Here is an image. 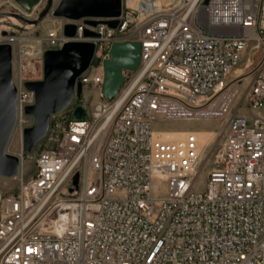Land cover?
I'll return each mask as SVG.
<instances>
[{
  "label": "built area",
  "instance_id": "obj_1",
  "mask_svg": "<svg viewBox=\"0 0 264 264\" xmlns=\"http://www.w3.org/2000/svg\"><path fill=\"white\" fill-rule=\"evenodd\" d=\"M117 19L59 18L47 33L45 50L90 41L95 54L77 78L82 96L19 153L7 177L17 188L0 187V264H264V0H123ZM16 39L24 133L36 64L26 37L0 43L14 51ZM121 41L141 43L140 62L108 99L104 62ZM78 105L86 118H74ZM178 119L220 128L208 143L197 130L168 139L156 128Z\"/></svg>",
  "mask_w": 264,
  "mask_h": 264
},
{
  "label": "water",
  "instance_id": "obj_2",
  "mask_svg": "<svg viewBox=\"0 0 264 264\" xmlns=\"http://www.w3.org/2000/svg\"><path fill=\"white\" fill-rule=\"evenodd\" d=\"M26 13H31L41 0H15ZM207 1V0H206ZM123 0H47L45 8L36 19L30 20L20 13L13 15L23 21L37 24L48 14L68 20H84L87 25L97 26L106 23L116 27L117 17L122 13ZM1 17V14H0ZM77 25L67 23L64 33L68 37L76 35ZM86 36L96 33L85 28ZM4 34H7L4 31ZM96 45L90 41H67L59 49H47L44 52V76L42 79L28 80L25 85L35 93V103L25 108L33 117V125L23 133V150L32 152L36 144L46 135L53 114L62 112L73 101L82 96V83L77 78L91 65ZM13 46L0 43V176L12 177L20 172V159L7 152V146L16 128L18 120L17 86L13 78ZM141 57L139 41H121L113 43L111 57L104 62L103 95L114 98L123 85L125 69L138 67ZM74 118L87 117V109L78 105ZM78 183V174L74 177Z\"/></svg>",
  "mask_w": 264,
  "mask_h": 264
},
{
  "label": "rangeland",
  "instance_id": "obj_3",
  "mask_svg": "<svg viewBox=\"0 0 264 264\" xmlns=\"http://www.w3.org/2000/svg\"><path fill=\"white\" fill-rule=\"evenodd\" d=\"M59 0H54L57 4ZM47 0H43L42 4L36 8L31 14H27L22 7L15 0H0V38L4 37V31L14 34L15 37H26L25 44L30 49V57L33 58L36 64V69L30 76L35 79H42L44 76V52L47 47L46 36L50 29L58 25V19L52 14L45 16L37 24L23 21L13 15V13H20L26 18L36 19L41 11L45 8ZM12 17V18H10ZM4 42V41H3ZM19 39L14 41V57H13V78L18 79L17 66L19 61ZM86 94L89 96L90 102L97 100V93L94 89H87ZM244 113H247L245 111ZM27 125L33 124V117L30 115L25 117ZM21 125L16 126L11 139L7 146V152L13 155H19L23 149V131ZM25 127V126H24ZM156 128L161 130L162 136L166 134L171 138H182L186 132L190 130L200 131L202 136L207 137L211 132L218 131L220 123L213 120L193 121V120H170L158 121ZM206 134V136L204 135ZM216 137L212 134V138ZM0 187L6 192L10 193L17 188V181L11 178L0 176ZM70 193H72V188Z\"/></svg>",
  "mask_w": 264,
  "mask_h": 264
},
{
  "label": "bare ground",
  "instance_id": "obj_4",
  "mask_svg": "<svg viewBox=\"0 0 264 264\" xmlns=\"http://www.w3.org/2000/svg\"><path fill=\"white\" fill-rule=\"evenodd\" d=\"M10 18H12V17H10ZM240 72H241V70H238V71H236V74H239ZM197 132H198V135L203 139V141H204L205 143H208V141L212 138V134H213V132H211V133L209 134V136H207V137L202 136V134H201L200 131H197ZM166 134H167V133H166ZM166 134H164L163 137L168 138V139H178V138L167 137ZM204 135L206 136V134H204Z\"/></svg>",
  "mask_w": 264,
  "mask_h": 264
}]
</instances>
